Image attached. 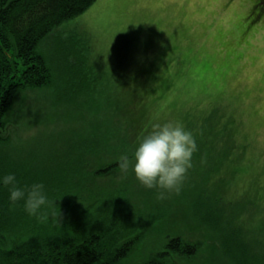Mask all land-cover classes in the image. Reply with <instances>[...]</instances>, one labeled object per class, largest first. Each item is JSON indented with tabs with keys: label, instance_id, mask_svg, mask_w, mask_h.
Returning <instances> with one entry per match:
<instances>
[{
	"label": "rangeland",
	"instance_id": "obj_1",
	"mask_svg": "<svg viewBox=\"0 0 264 264\" xmlns=\"http://www.w3.org/2000/svg\"><path fill=\"white\" fill-rule=\"evenodd\" d=\"M150 1L95 0L41 40L51 82L17 92L0 154L41 181L90 180L118 159L121 122L135 116L118 107L142 93L152 124L179 121L195 143L210 139L163 200L131 168L112 167L122 211L143 226L115 264H264V9L257 16L260 0ZM171 238L191 251L170 248Z\"/></svg>",
	"mask_w": 264,
	"mask_h": 264
},
{
	"label": "trees",
	"instance_id": "obj_2",
	"mask_svg": "<svg viewBox=\"0 0 264 264\" xmlns=\"http://www.w3.org/2000/svg\"><path fill=\"white\" fill-rule=\"evenodd\" d=\"M94 1L0 0V129L8 121L6 113L20 89L51 82L50 66L38 50L41 40ZM256 7L255 13L259 16L264 0ZM144 101V94L139 93L135 100L118 107L122 117L135 116L129 117L132 121L121 122L122 144L118 159L89 172L93 176L90 180L75 177L73 182H68L47 177L48 182L41 181L44 179L34 172L0 154V176L15 173L21 186L42 182L51 202L41 209L46 218L38 220L24 210L23 201L12 204L8 188L0 185V264H115L132 250L143 226L137 214L129 216L122 211L121 190L114 187L120 182L111 169L120 163L121 156L131 157L130 148L134 150L138 139L153 125ZM4 139L0 135V142L4 143ZM209 139L208 136L196 138V146L203 149ZM103 186H106L105 192ZM212 213L206 217L216 226L218 213ZM166 243L176 251H191L189 242L181 238H171Z\"/></svg>",
	"mask_w": 264,
	"mask_h": 264
},
{
	"label": "clouds",
	"instance_id": "obj_3",
	"mask_svg": "<svg viewBox=\"0 0 264 264\" xmlns=\"http://www.w3.org/2000/svg\"><path fill=\"white\" fill-rule=\"evenodd\" d=\"M196 147L192 133L181 122L155 123L138 139L131 157L119 158L120 170L127 173L131 168L140 184L157 190V199L163 200L168 193L181 190ZM0 185L8 188L12 204L23 201L29 215L38 220L46 218L41 209L51 202L42 182L21 186L15 173H8L0 176Z\"/></svg>",
	"mask_w": 264,
	"mask_h": 264
},
{
	"label": "crops",
	"instance_id": "obj_4",
	"mask_svg": "<svg viewBox=\"0 0 264 264\" xmlns=\"http://www.w3.org/2000/svg\"><path fill=\"white\" fill-rule=\"evenodd\" d=\"M150 2H152L153 3V5H155L156 4V0H151ZM154 8V7H153Z\"/></svg>",
	"mask_w": 264,
	"mask_h": 264
}]
</instances>
